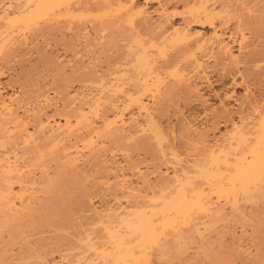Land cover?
Returning a JSON list of instances; mask_svg holds the SVG:
<instances>
[{
    "label": "bare ground",
    "instance_id": "6f19581e",
    "mask_svg": "<svg viewBox=\"0 0 264 264\" xmlns=\"http://www.w3.org/2000/svg\"><path fill=\"white\" fill-rule=\"evenodd\" d=\"M7 1L8 0H6V2ZM139 1H141V2H139ZM213 1L214 0H16V1L14 0V2H16V6L14 5L15 7H13V5H12L13 0L8 1V3H6V5L4 4L3 5L4 7L1 5L3 3L0 1V3H1L0 4V57L2 56V54L5 57H6V55L9 57V55L7 54L9 52L7 50H9V49H6V47H7L8 43L10 42V40H12V38L15 40L14 37L17 36V34L22 35V39H23L22 42L25 45L27 41L30 42L29 37H33V38L36 37L37 38L40 36L41 38L42 37L44 38V36L50 35V33H52V31L54 33V30H57L56 33L61 32L63 30L62 27H64V23H63V26L61 28H59L61 26L60 23H59L60 26H58V24H57L58 27L55 25L57 21L59 22V20H66V21H68V23L70 25H71V23L75 24V22L78 23V25H82L85 22H90V21L93 22V21L99 20L98 21L99 25L96 28H94L95 29L94 34L100 35V36L103 35V38L105 37L104 39H106L107 42L110 40L111 43H113L114 40H116V42L118 41V42H120V44L122 43V45L119 46L121 48H118L117 50L114 51V52H116L114 55H116L118 53V54H120L118 56H121V58L122 57L123 58H122V60L120 58L121 61L117 62V63H119L118 66L121 68H118L119 71H118V69H116V71H115L116 73L119 72L120 74L113 76L114 79L117 80V82L105 83L108 80H106L104 82V80L102 79L103 77L102 78H95L94 77V80L92 82L89 81V83L90 82L94 83L97 88H99V89L101 88L102 91H104V92H105V90H106V92L109 91L108 94L115 92L116 94L118 93L117 94L118 96L121 94V96L123 97V100H122L123 103L118 100L119 102H121L120 106L115 105V103L112 104L113 102L111 103V101L109 103L107 100V102H108L107 105H108L109 109L111 110V112H113V115H111V117L109 119V118H106L108 115H105L108 112L107 111L105 113L103 112V114L106 117H104V119H103V115H102L103 121H100V122L105 123L109 119L106 122V126L104 129V131L106 130L108 133L107 136L109 137V135H110V137L113 139V141L115 140V141H118L120 143V142H123L126 140V143H127L128 138L126 136L128 134H126V132H124L126 134V136H124L123 134H121V132L124 131L123 128L121 127L122 129L116 130V128H118L119 126L116 127L115 129H114V126H116L118 122H120V123H118V125L123 124L122 123V122H124L123 118H125L124 115L127 113V110L129 111V109L131 110V108L136 109V110H134V111H136L135 113L137 114L136 118H138V116L139 117L143 116L142 118L145 119V122L143 120L142 121L144 122V124L146 123L147 127L149 125V126H152L153 129H156L157 127L160 128L159 127L160 125L155 126V123H157L158 121L157 120H156V122L154 121L155 119L158 118V116L156 118V114L152 113V109H150L151 111L149 110V108L147 107L148 105H146L147 102L144 101L145 100L144 98H145V96H148L147 95L148 92L150 95V90H153L154 87L156 89L159 86H161V84L163 83V78H162L163 76L162 75L165 74L167 72V70H169L171 68L173 69V72L171 75L173 79H172V82L168 86H166V88H163L164 90L162 91L163 92L162 94H164L163 97L166 96V97L171 98L175 95L180 94L182 88L183 89L185 88L184 84L188 83V81L186 82V79H185V76H186V78H188L186 75L187 67H191V68H189V70L193 69V70L199 71L201 69V66H202L201 61H200L201 59L198 58V55L204 54L206 52L205 49H207V47H209V46H211V48L214 47L217 50V52H216L217 55H219L221 57L225 56L224 58H226L227 60L234 61V59H235L234 55L235 54L234 55L232 54L231 47L227 43L228 38L224 37L223 34H219L213 30L207 36H205V34L203 36H200L202 34H199V32L197 33L194 31L195 33H193V32H190L188 30V27L191 25H196L199 27H207L209 29L214 28V21H215L214 19L216 18L217 13L223 12V10L218 9L221 11L217 12V10L213 7L214 3H215V2L213 3ZM257 1H259V0H257ZM260 2H261V0H260ZM247 4L248 5L247 6L245 5V6L247 9L248 15L246 17L247 21L244 23L246 24L248 29L253 30L255 27V25H254L255 16L253 15V9H252L253 0H247ZM177 6H181L182 7L181 10L175 9ZM146 8H148L149 10L151 8H153V9H151V11L148 12V10ZM171 8H173V9L169 10ZM221 8H222V6H221ZM222 9L225 10L224 7ZM260 9H261V11H260ZM260 9L258 10V12L259 11L262 12L261 15L263 16V18L261 16V19L264 20V4H263V6H261ZM224 12L226 13V11H224ZM219 14H222V13H219ZM151 15H153L154 17H152ZM154 18H156L155 21H154ZM42 20H43V24L41 26L39 25V27H37V24H39L38 21L42 22ZM179 20H180V22H179ZM69 24H68V26H69ZM92 24H90L91 27L93 26ZM78 25H76V26H78ZM263 25H264V23H263ZM93 27H95V25ZM58 28L62 29V30H58ZM77 29H79V28H77ZM80 29H82V26ZM260 30H264V27H263V29H260ZM82 31H85V32L82 33ZM80 32L82 34L79 36L86 35L87 38L92 37L91 34H89V32L86 31V29H82ZM261 33L263 35L262 34L260 35V32L258 34V35L262 36V39H261L262 40V48L260 49L259 53H261V55L264 56V41H263L264 31H262ZM104 34H106V35L104 36ZM256 34H257V32H256ZM240 38H243V37H240ZM242 40L243 39L238 40V42H240ZM12 44H15V43L12 42ZM12 44H11V46H12ZM7 48H9V47H7ZM108 48L109 47L105 48L103 46L102 50L100 48L99 49L101 50V52L103 54L105 53V55H106L111 50V48H109V49ZM4 50H5V52L7 51V53H4ZM109 54H110V52H109ZM14 55H16V54H14ZM111 55H113V53H111ZM155 56H157V58L159 56L161 57V59L159 58L161 60L159 62V64H156V63H158V62H156L158 60ZM5 57L2 56V59L3 58L5 59ZM126 57L128 59H126ZM154 57L156 58V60ZM6 60L7 59H5L4 61H6ZM183 62L184 63L187 62V64L184 65ZM53 64H56V62ZM57 65H58V63H57ZM81 67H83V66H81ZM57 68H54V69H57ZM127 68L132 69L134 74L131 73V75L135 79V82H134V79L133 78L131 79V76L129 75L130 76V78H129L130 83H132V81L134 82L132 85L130 84L132 86V87H130V90L128 89L129 84L126 82V80L124 78L125 73H126L125 71H127ZM250 68H251V66H250ZM132 71H129V72H132ZM57 72H61V71H57ZM73 72H75V71L73 70ZM73 72H72V74H73ZM190 72H193V71H190ZM79 74L84 75L85 71L81 68V70H79ZM114 74L115 73H112V75H114ZM187 74H189V73H187ZM0 75H1V73H0ZM76 75H78V74H76ZM110 77H111V74H110ZM113 77H111L112 81H113ZM124 80L128 85H126V83H124ZM64 82H65V84L63 85V83H62V87H61L62 94L59 92L60 89L58 90L57 94L58 95L61 94V96L63 95V97H61V96H59V97H61L65 100V101L63 100V103L66 104V106L69 108V107H72V106H70L71 102L69 101L70 96L72 94L69 95V93H68L69 91L68 92L64 91V90H67L66 89V86H67L66 82L67 81L64 80ZM63 88H64V90H63ZM185 89L189 90V91L187 90L188 93L189 92L192 93V91L194 93L196 92L195 86L194 87L192 86L190 88V85H187V87ZM185 89H184V91L187 92ZM154 90H153V92H154ZM39 91H41V90H39ZM184 91L182 90L183 93H184ZM38 93L39 92H37L35 94L36 96L39 97L38 100H41L42 103L43 104L45 103V105H46L47 101H49L51 98L48 100L47 96L43 92H41L39 94ZM52 93H54V92H52ZM0 94H1V91H0ZM116 94H114V95H116ZM75 95H77V94H75ZM100 95H101V93H100ZM50 96L53 97L52 95H50ZM106 96L109 97L108 95H106ZM110 96H111V94H110ZM112 96H113V94H112ZM13 97L12 96H7V97L5 96V98L3 96L0 97V211L2 212L3 215L5 214L9 218L11 217L10 215H13V219H14V215H16V216L18 215V217H20V214L24 213L25 210L28 209V212H29V210H32L33 208L32 209H29V208L33 207V204L35 203V201H37V200H35L36 195H34V191L36 189L33 191L31 190V189H34L33 186L36 187L35 186L36 183L34 180H31L33 178L30 179V177H26V176H29V174H31L30 170H29V174L25 173L24 172L25 171L24 170L25 164L24 165L22 164L23 165L22 166V165L17 163L18 158L16 159V156H19V153L22 151V149L26 148V147H28L29 150L30 149L35 150V149L39 148L40 154H42L45 151V150H43V147H44V149L45 148L49 149V147H50L51 149H49V151H51V152L53 151L52 150L53 147H56V148L58 147L59 151H60L59 153H61L59 155L61 158L60 157L59 158L61 160L63 159L62 161L65 160L63 163L65 165L66 170L64 171V167H61L62 162L60 165V162H59L60 159H58L59 164H57V165H59L61 167V169L63 168L62 169L63 171L61 169H59L61 171V174L64 175V172H65V174H67V172H66L67 170L68 171H70V170L74 171L75 170L74 175H76V171L78 173L82 172V174H83V171H85V170H82V168H80L81 170H78L80 165H81V167L84 166V165L82 166V161L85 160V162H83V163H86V162L88 163V161L85 159L87 157V155H88V158L90 157L89 155H91V156H93V159L96 160V156L99 153L98 152V150H99L98 144L100 142L99 143L97 142V140H99L98 139L99 137H97L96 134L98 133V136H100V133H101V135H102V132H101L102 130L99 131L98 128L100 126H103L102 125L103 123H101V125H98V126L96 124V126H97L96 127L94 125V122H93V120H95V119H91V117L96 118L97 117L96 113H99L98 112L99 108L97 109V107L99 106L98 102H99L100 97L98 98V102L96 100L97 97L95 98V101H92L90 103L88 102V100L87 101L83 100L84 104L82 101L81 105L78 102L76 108L74 107V111L70 110V112H71L70 115H73V113H74V115H73L74 117H72L70 115L65 116L67 114L66 113L67 107L65 106L66 109L65 108L64 109L66 111L65 112L66 114H64L62 117L59 116L60 119H58L57 121L51 120L49 118V116H46V117L42 116V114L40 115V113H38L36 111L38 114L36 113L37 115L35 114V116L31 114L33 123L30 121L31 124H29V125L27 124L26 113H24L26 115V118H25L23 115H20L17 112V110L20 107L19 108L17 107V104H16L17 102L15 103V101H17V100L15 99V96H13ZM38 97H36V98H38ZM113 97H115V96H113ZM166 97H165V99L167 100L168 98H166ZM16 98H20V97H16ZM173 98H175V97H173ZM53 99L55 100V97ZM106 99L107 98H105V101H106ZM108 99L112 100L111 97ZM161 99H162V97H161ZM34 101H35V99H34ZM85 101L88 102V103H86L87 107H84V106H86ZM101 101H102V99H101ZM103 101H104V99H103ZM167 101H169V100H167ZM249 101H251V100H249ZM68 102L70 103V105L68 104ZM253 102H255V100L252 101L251 105H253ZM20 103H22V101ZM48 103H50V102H48ZM52 103H54V102H52ZM255 103L252 106L253 107L251 109L252 111L249 112L250 114L249 115L244 114L246 116L244 118L241 117L242 119L241 118L239 119V121H240V122L238 121L239 123L238 122L234 123L231 121L232 124L230 126V129L228 130L227 134H224L226 136H223L224 137L223 140L225 142L221 141V143H224V144L221 145V143H219L220 144L219 146L215 145V146L203 147L204 153L203 152H201V153L203 154V156H206V158H205L206 161L204 160L205 163L202 161L203 165H200V164L194 165L193 164V166H191V164L189 162L185 163V161H187V160H185L183 162V163H185V165L183 163L180 164L179 163L180 160L178 159V157L176 155L177 152L175 150H173L172 148H171V150H173L176 153L173 154L174 152H170L168 150V154H171V156L175 155L176 157L174 156L175 158L174 157L171 158V156L168 155L169 158H168V160H166L168 157L166 152L163 150H161V151L157 150L158 148L156 147V146H158L159 148H160V146H161V148L163 147L162 142H161L162 145L159 142L160 141L159 137L162 138V136H161V134L163 133L162 128H161L162 130L156 129L158 131H161V132H159V134H157L158 132L156 130L153 131V129L150 128V130H152V132H153V135L155 136V134H156L155 137H152L149 139H144V140L141 138L142 140L139 139L138 141L136 139L137 142L135 144H137V146L135 144H133L134 142L132 143L134 146L133 151L136 149L139 157L142 154V152H143V155H149V157L151 155L153 158H151V157L150 158L152 160L153 159L156 160L155 166L158 163H159L158 165L160 166V163L163 164L166 161L168 162L170 158L174 159V161L177 158L178 159V160L176 159V161H178L177 163H179V165H182V167L180 166L181 168L179 166L178 167L176 166L177 168H179V170L175 169L176 171H173L174 172L173 174L171 172V174H172L171 176H166V173L163 174L162 177L160 175L158 178L161 179V180L159 179L160 180L159 182H161V183H159L157 181L158 179H156L157 182L156 181L155 182L160 184V186L157 185V186H159L158 188L160 189V187H161L160 191H156L157 193L159 192L158 194L157 193L154 194V192H153V194L149 197L148 196H141L142 195L141 192L143 193V190L141 189L142 191L139 192L140 189L138 190L136 187L132 186L133 184H129V185L127 184L128 186L125 184V189H124L123 183H125L124 182L125 179L127 180V178H128V180H129V176L127 177L126 176L127 174L123 175L124 173L119 174L117 172V171L121 170L122 167L119 168L121 165L118 166L119 163L117 164V162H115V163L111 162V164H110V162H108L106 160H101L103 162H105V161L108 162V163L103 164V162H101L99 159V161L101 162V163L99 162L101 164V166L103 164L102 175H103V172H105V176L104 175H103V177L101 176L103 179L100 178V179H102L101 182L104 179H106L104 181V183L106 181L111 182L112 180L116 181V184H118V185L121 183L120 185H123V186H119V187L117 186L118 188L117 187H115V188L118 190L121 187L124 191L121 190V192H120L119 190L116 191V189H114L112 187L111 188L114 189V191L118 192V195L122 196L124 199L127 197L128 198L133 197L134 202L132 201L131 204L129 202V204H130L129 205L128 203H125L126 201H124V199L122 198V200L124 201V202H122L123 203L122 204V203H120L121 197L118 198V195H117V197H116V199L118 198L117 201L119 199L120 200H119V203L117 201H115L116 199L114 200V202L118 203L117 206L113 205L116 208L111 209L113 207L112 205H111V208H109L110 207L109 205H108V207L105 206L106 208H104V209L102 208L103 210L101 211V213H103L104 210H105V213L103 215L97 214L98 217L96 215L95 216H96V219L98 220V221L96 220L97 224L98 225L100 224L101 226L103 225V230H105L104 233H106L107 241H106V239H104V238L103 239H104V241H106L109 244V245H106L108 247H105L104 241L102 242L103 244L102 243L96 244L95 241H94L95 243L92 242L90 240V238L88 237V235H86L87 234L86 233L81 238L82 239L81 243L83 242L82 244L80 243V245H79L82 247L81 249L84 248L83 244L85 245V243H86L85 247L88 250H86L84 248L85 249L84 251H86V252L88 251V253H89V251H92V254L93 253H94V255L96 254L94 257H97V258L100 257L101 258L100 260H101L102 264H139L141 260H146V259H147L146 261L148 262V260H149L148 258L152 255V254H150L151 251L149 252V249H150V247L152 249L153 248L152 246H154V244L156 245V241L160 238V236L161 237L163 236L166 238V236L168 237L170 235L171 239H172V237L178 236V238L181 239L183 237L181 235L182 229H186L188 232L202 236V233L207 228L205 226H201V225H203L204 223L206 224L207 221L205 222L203 220V222H196V220L199 218L200 219L206 218V220H209V224H211L212 221L213 222L215 221V223H216L217 220H215V218H216V216H220L219 211L221 210V208H218V205L217 206L215 205L217 208L214 206V202L215 201L217 202L218 199H220V200L222 199L223 202L226 201L223 204L228 202L229 204L228 203L227 204L229 205V208L231 207L230 208L231 213L234 216L235 215L238 216V218L244 217V214H241V212L239 211V208L241 207V206L239 207V204L242 201L245 202L246 199H248L247 201L250 200V202L252 199H253V201L254 200L257 201V199H259V197H260V199H262V201L264 202V105L261 106V104H260L261 107L260 106L258 107V105ZM15 104H16V106H15ZM105 105H106V103H105ZM154 105H156V104H154ZM16 107L18 108L17 110H16ZM33 107H34V105H33ZM100 108L102 109L101 106H100ZM152 108H153V106H152ZM158 109H160V108H158ZM31 111L32 110H30V112ZM101 111H100V113H102ZM161 111H163V109ZM155 112H158V111H155ZM251 112H253V113H251ZM60 114H63V112H61ZM251 114L254 115L255 118H254V116H252V118H253L252 119ZM69 116L73 119L71 120ZM133 117H135V116L133 115ZM28 118H30V116ZM135 119L130 118V120L133 122V124H134ZM126 120H129V119L127 118ZM137 122H139V121H137ZM92 123H93V125H92ZM124 123H126V121ZM139 123L141 124V122H139ZM136 125H138V124H136ZM156 125H158V124H156ZM128 126L130 127L129 124H128ZM142 126H144V125H142ZM188 126L186 128H188ZM28 127H30V128H28ZM131 127H132V125H131ZM144 127H146V126H144ZM144 127H140V125H139L138 128H140L141 132L138 131V128H137V131L139 133H137L136 136L139 137L140 133L142 134V133H144V131L148 130V128L145 130ZM100 128L103 129V127H100ZM124 128H125V126H124ZM132 128H135L134 125ZM182 129H183V126H182ZM95 130H97L98 132L97 131L95 132ZM128 131H130V129ZM155 131H156V133H155ZM182 131H184V129ZM82 132H85V133H82ZM132 132H133V130H132ZM132 132L130 131V133H132ZM133 134L135 136V133H133ZM103 135H104V133H103ZM201 135H203V134H201ZM134 136L132 135L131 137H134ZM149 137H151V136L149 135ZM134 138H136V137H134ZM134 138H132V139H134ZM143 138H145V136ZM163 138H164V136H163ZM107 139H109V138H107ZM151 139H153L154 142L156 141L159 143L157 145V143L155 142L156 143L154 146L155 148H153V146H152V145H154V142L152 143L153 140L151 141ZM109 140H111V139H109ZM109 140H108V142H109ZM163 140H165V139H162V141ZM197 141H198V139H197ZM203 141L204 140L201 139L199 141V143L201 142V144H202ZM30 143H32V144H30ZM103 143H104V141H103ZM103 143L101 142V145ZM132 144H131V146H132ZM21 145H22V147H21ZM167 145H170V144H167ZM99 146H100V144H99ZM128 146H130V145H128ZM194 146H196V145H194ZM17 148H18V150L20 148H22L19 150L20 152L18 151L19 152L18 154L16 152ZM41 148H42V152H41ZM26 149L23 150L22 153H24V151L27 153L28 150H26ZM55 149H54V151H55ZM57 149L55 152L58 153ZM100 149H102V147ZM167 149H169V148H167ZM106 150H107V148H106ZM136 150H135V152H136ZM83 151H87L88 154L86 153L87 155L84 156L85 155V153H84L83 158H81ZM46 152H48V151H46ZM111 152H110V154H111ZM38 153H39V150L37 152V155H38ZM57 153H56V155H57ZM32 154H34V153L32 152ZM45 154H42V155H45ZM47 154H49V152ZM100 154H99V156H100ZM133 154H135V153H133ZM42 155H40V156L42 157ZM49 155H51V154H49ZM56 155L54 154V156H56ZM45 156H47V155H45ZM21 157H23V156L21 155ZM139 157H138L139 162L133 161V163H131L132 161L130 160L131 169L138 174L141 173L139 163L140 162L142 163V161H143V158H141L142 156L140 157L142 159V161L140 160ZM35 158H37V157L35 156ZM57 158H58V156H56V159ZM98 158H101V157L97 156V160L95 161L97 163H98ZM103 158H104V156H103ZM38 159L40 160V157ZM81 159H82V161H81ZM19 160H20V157H19ZM42 160H44V159H42ZM49 160H51V161L54 160V163H55L54 157H53V159H48V162H49ZM91 160H92V158H90V161ZM164 160H165V162H163ZM36 161L38 162L37 159H36ZM181 161H183V160L181 159ZM44 162L45 161H43V163ZM48 162H46V164H43V165H45V167L46 166L48 167V165H47ZM126 162H127L126 165H128L129 161H126ZM143 162H145V160ZM169 162L166 163L165 166H168V164L170 165L173 163V162H171V163H169ZM190 162L192 163V161H190ZM193 162H195V161H193ZM99 163L97 164L98 166H99ZM196 163H198V162H196ZM27 164H28V162H27ZM30 164H31V162H30ZM143 164H145V163H143ZM143 164H142V166H145ZM147 164H148V162H147ZM147 164H146V166H147ZM150 164L152 165V163H150ZM173 164L170 167H172ZM186 164H188L189 166ZM39 165H40V162H39ZM175 165H178V164H175ZM140 166H141V164H140ZM146 166H145V168H146ZM155 166H153V167H155ZM157 166H156V168L159 167V166L158 167ZM40 168H42V167H40ZM95 168L97 169L98 167L96 166ZM84 169H86V167H84ZM99 169L101 170V167H99ZM128 169H129V167H128ZM43 170H45V172H46V169H43ZM42 171H40V172H42ZM86 171L88 173L89 170H86ZM26 172H28V170ZM31 172H32V170H31ZM160 172L161 171L159 170V174H160ZM53 174H54V172H53ZM99 174H101V172ZM133 174L135 175V173H133ZM40 175H41L40 177H42V174H40ZM71 175H72V173H71ZM78 175H81V174H78ZM86 175L87 174H85L84 177H86ZM56 176H57V174H56ZM31 177H33V174ZM46 178H47V173H46ZM78 178H79V176H78ZM36 179H37V176H36ZM145 179H147V178L141 177L142 183H146ZM197 179L200 180V183ZM196 180L198 181V183ZM127 181H126V183H127ZM13 182L18 183V185L15 184V185H17V190H18L17 192L14 191L15 189L13 188ZM50 182L49 183L52 184V187H53V179ZM98 182H100V181H98ZM50 184H48L49 187L51 186ZM102 184H103V182H102ZM105 184H107V183H105ZM148 184H149V182H147V187H149ZM105 187H106V185H105ZM152 188H153V186H152ZM152 188L149 187V190L150 189L152 190ZM155 188L156 187H154V190H155ZM100 189H101V187H100ZM112 189H111V192H112ZM49 190L50 189H47V192ZM107 191H108V189H107ZM36 192H37V190L35 191V194H36ZM39 192H41V190ZM119 192L121 194H119ZM44 193H45V190H44ZM147 193H149V192H147ZM150 193H152V192H150ZM145 194H146V192H145ZM85 195H86V193H85ZM210 195L212 197L214 195L217 198V200L213 199L214 200L213 201L211 199ZM257 195H259L258 198H257ZM115 196H116V194H114V198H115ZM254 198H257V199H254ZM36 199H38V198H36ZM86 199H85L87 201L86 203H88V201L89 202L91 201V200H88L89 198H86ZM223 199H225V200H223ZM15 200H17V203L15 202ZM262 201H260V202H262ZM263 202H262V204H263ZM77 206H79V205H77ZM260 207H261V205H260ZM262 209H263V206H262ZM91 211H93V210H91ZM260 211H261V209H260ZM28 212H25L27 214V218H28V215L30 214V213L28 214ZM30 212H32V211H30ZM25 213H24V216L26 215ZM216 214H218V215H216ZM248 214H250V213H247V216H248ZM3 215L0 218L4 217L7 219V217H5V215L4 216ZM253 215H256V214H253ZM16 216H15V218H16ZM21 216L23 217V214ZM225 216H227V215H225ZM229 216L231 217V215H229ZM27 218L25 217L24 220H26ZM92 218L94 219V217H92ZM213 218H214V220L211 221V219H213ZM217 218H219V217H217ZM233 218H235V217H233ZM244 218H246V217H244ZM249 218H250V215H249ZM10 219H8V220L10 221ZM241 219L243 220V218H240L237 220H241ZM3 220H5V219H3ZM8 220H7V222H9ZM20 220L22 221V219H20ZM20 220L17 219V222ZM12 221H11V223H12ZM21 221L19 223H21ZM0 222H1V220H0ZM93 222H95V221H93ZM2 223H3V221H2ZM4 223H5V221H4ZM13 223L15 224L14 221H13ZM80 223H79V225H80ZM209 224H208V226L210 227ZM0 225L2 226V224H0ZM15 225H17V224H15ZM100 225H99V227H100ZM7 227L10 230V227L9 226H7ZM80 227H81V225H80ZM77 229H79V228H77ZM257 229H258V227H257ZM3 230L6 231L7 228L3 229ZM3 230H2V232H3ZM99 230H100V228H99ZM103 230H102V232H103ZM167 230H170L169 235H167L168 234ZM85 231H87V230L85 229ZM6 233H8V231ZM1 234H3V233H1ZM90 235H92V234L90 233ZM10 236H11V234H10ZM80 236H82V234L78 236L79 238H76L77 236L75 238L80 241ZM95 236L96 235H94V237ZM216 236H217V234H216ZM1 237H2V235H1ZM219 237H220V235H219ZM8 238H9V236H8ZM75 238H74V240H75ZM165 238H163V239H165ZM103 239H101V240H103ZM187 239H188V236H187ZM18 240H20V239H18ZM174 240H176V237L174 238ZM26 241L28 243H25ZM26 241L24 242L25 245L30 243L29 240H26ZM159 241L157 242L156 246H158ZM20 242H23V241H20ZM73 243H74V241H73ZM165 243H167V242H165ZM260 243L264 244V238L260 239ZM0 245L3 246L2 244H0ZM160 245L158 248H161V250L160 249L159 250L162 251L164 254V251H166L164 249L166 247L163 248L164 251L162 250V247L166 246V245H163V246H160ZM4 246L2 247V251H3V248H5L4 250L7 253L9 250L7 251L6 247H4ZM6 246L8 247L10 245L8 244ZM27 246L28 245H26L25 247H27ZM29 246H30V244H29ZM45 246H47V245H45ZM209 246L210 245L205 244V241H203L201 239L200 245L198 247V251L196 252L194 257L190 258V260L191 261L195 260L197 258V256L200 254H201V256L203 255L205 259L209 258L210 253H211V251H210L211 247H209ZM228 247H230V246L228 245ZM237 247H236V249H237ZM10 248H13V247H10ZM189 248H190V246H189ZM232 248H231V250L233 251L234 249H232ZM17 249H18V247H17ZM25 249L27 250V248H25ZM32 249H35L34 246ZM31 250L29 251L30 253H31ZM154 250H155V248H154ZM156 250H158V249L156 248ZM159 250H158V252H160ZM168 250H169V248H168ZM231 250L229 249V251H227L228 252L227 253V261L225 260L224 262H221V263L217 262V264H236V262H238V264H262V262H264L263 258L258 255V251H257L258 249L256 250L257 254L255 252V254L250 255V257H243V255H245V251H246L244 249H243L244 252L242 251L244 254L241 251H239L240 248H239V250L238 249L236 250V252L237 251H239V252H237V253L233 252L234 254L231 253ZM5 251H3V255H4ZM38 251L42 253L43 250L40 251V249H39V250H37V252ZM79 251L81 252L83 250H79ZM79 251H78V254H80L81 257L84 256L83 254H85L87 257V253L81 252V253H83V254H81ZM9 252H11V250ZM183 252H184V250L181 251V253H183ZM22 253H23V251H22ZM28 253L27 254L25 253V255L28 256L29 255ZM67 253H69V251ZM151 253H153V252H151ZM7 254H10V253H7ZM34 254H33V256H36ZM78 254H77V257L80 256V255L78 256ZM97 254H99V256ZM148 254H149V256H147ZM25 255H23V256H25ZM43 255L40 254L41 257L45 256V255L44 256ZM89 255L91 256V254H89ZM89 255H88V257H89ZM10 256L12 258L15 257L17 259L18 257H16V256H19V255L14 256V253H13V256L10 254L9 256L7 255V256H5V257L3 256V257L9 258ZM33 256H31V257H33ZM46 256H47V254H46ZM64 256H62V257H64ZM67 256H68V254L66 255V257ZM72 256H74V254ZM72 256L70 254L71 260L66 261V263L72 261ZM41 257L39 259L42 260ZM77 257L74 256L76 261L73 259L75 261V263H77V264H92V261H90V260L93 258H91V257H89V260H87L88 262L85 261L88 258H86V259L83 258L85 262H82L81 261L82 259L81 260H80V258L76 259ZM36 258H37V256H36ZM36 258H35V260H36ZM14 259L10 258V261H12L11 264H13ZM26 259H27V257H26ZM43 259L45 260V258H43ZM67 259H69V258H67ZM220 259L222 261V258H220ZM17 260H19V258ZM37 260H38V258H37ZM49 260L45 263L43 262V260L40 262H43V264H56V263H54V261L50 262ZM95 260H97V259H95ZM21 262H23V261H21ZM150 262H151V260H150ZM99 263H96V264H99ZM17 264H18V262H17ZM67 264H69V263H67Z\"/></svg>",
    "mask_w": 264,
    "mask_h": 264
},
{
    "label": "rangeland",
    "instance_id": "374dc122",
    "mask_svg": "<svg viewBox=\"0 0 264 264\" xmlns=\"http://www.w3.org/2000/svg\"><path fill=\"white\" fill-rule=\"evenodd\" d=\"M0 1L3 3V4L0 3L3 6L4 4L6 5V3H8V1H11V0H8L7 2H6V0H0ZM139 2H141V1H139ZM213 3H214L213 7L217 10V12L223 10V12H219L222 14L217 13L216 18L214 19L215 20L214 21V28L209 29L207 27H199L196 25H191L188 27V30L190 32H193V33L199 32V34H202L200 36H203L204 34H205V36H207L213 30L219 34H223L224 37L228 38L227 43L231 47L232 54L233 55L235 54L234 55L235 59H236V60L234 59L235 62L231 61V60L230 61L227 60L226 58H224L225 56L221 57V56L217 55V53H216L217 50L214 47L211 48V46H209V47H207V49H205L206 52L204 54L198 55V58L201 59L200 61H201V65H202L201 69L199 71L193 70V69L189 70V68H191V67H187L186 75L188 78H186V76H185V79H186V82L188 81V83L187 84L185 83L186 85L184 84V86H185V88L187 87V85H190V88L192 86L193 87L195 86L196 87L195 93L193 91H192V93L191 92L188 93L189 90L184 88L186 91L188 90L187 92H185L184 89L182 88L184 93L181 90L182 93L180 92V94L173 96L175 98H173V97L169 98V97L165 96L166 98H168L167 100H169V101H167L165 99V97H163V95H164V94H162L163 93L162 91L164 90L163 88H166V86H168L172 82V79H173L171 76L173 69L171 68V69L167 70V72L165 74L162 75L163 77L161 76L163 78V83L161 84V86L158 85L159 87L157 86L158 88H156V89L154 87L155 90L152 88L154 90V92H153V90H150V95L148 92V94H147L148 96H145V98H144L145 99L144 101L147 102L146 105H148L147 107L149 108V110L152 109V113L156 114V118L158 116V118L155 119L154 121L155 122H156V120L158 121L157 123H155V126L160 125L159 126L160 128L157 127L156 129H159V130L163 129L162 130L163 133L162 134L160 133L162 138L159 137L160 138L159 142H160V144L162 142L163 145L162 144L161 145L163 147L161 148V146H160V148H159L158 146H156L158 148V149L157 148L156 149L160 150V151L161 150L165 151L167 156L168 155L171 156V154H168V150L170 152H174L173 150H175L177 152L176 155H177L178 159L180 160L179 163L182 164L185 160H187V161H185V163L189 162L191 164V166H193V164L194 165H199V164L203 165L202 161L204 162V160L206 158V156H203V154L201 153V152H203V147L215 146V145L219 146L220 145L219 143H221V141L225 142L223 140V138H224L223 136H226L224 134H227L228 130L230 129L232 122L236 123L239 121V119L241 117L244 118L246 115H249L250 114L249 112L252 111L251 109L253 108L252 106L254 105L255 102H256L255 104H257L258 107L260 106V104H261V106L264 105V62H263L264 56L261 55V53H259L260 49L262 48V40H261L262 36H260V35L262 34L261 32L264 31V30H260V29H263V27H264V25H263L264 20L261 19L262 12H260L261 11L260 8H261V6H263L264 0L263 1L261 0V2H260V0L259 1L253 0L252 9H253V15L255 16V19H254L255 20L254 21V25H255L254 29L255 30L254 29L253 30L248 29L246 24L244 23L247 21L246 17L248 15L247 9H246V6L248 5L247 0L246 1L245 0H214ZM12 5H13V7L16 6V2H14V0L12 2ZM221 6H222V8L224 7L225 10L222 9ZM181 8H182L181 6H177L175 9L181 10ZM146 9L148 10V12H150L151 9H153V8H151L150 10L148 8H146ZM172 9L173 8H171L169 10H172ZM218 9H221V10H218ZM259 9H260V11L258 12ZM224 11H226V13ZM151 16L154 17L153 15H151ZM262 18H263V16H262ZM155 20H156V18H154V21ZM98 21L96 20L93 22L92 21L85 22L82 25H78V23H76V22H75V24L70 22L71 23V25H70L68 23V21H66V20H59V22L57 21L55 24L56 26H57V24H58V26H60V24H61V26L59 28H61L63 26V23H64V27H62L63 30L58 28V30H62L59 33L58 32L56 33L57 30H54V33L52 31V33H50V35L44 36V38L43 37L41 38L40 36L37 38L36 37H34V38L29 37L30 42L27 41L25 45L22 42L23 39H22L21 34H17V36L14 37L16 41L13 38H12L13 41L12 40H10V42L8 41L9 43H8L7 47H9V48L6 47V49H9L7 51H9L10 53L9 52L7 53V51L5 52V50H4V53H7L9 55V57L6 55V57H7L6 58L2 54V56L5 57V59H7L6 61H4L5 60L4 58H3L4 60L2 59V56L0 57L2 59V60L0 59V73H1V75H0V91H1L0 97L3 96L5 98V96L6 97L7 96H12V97L15 96V99L17 100V101H15V103L17 102L16 104H17L18 108L20 107L19 109L16 107V110L18 109L17 112L20 115H23L25 118L27 115L26 120H27L28 125L31 124L30 121L32 122L31 114L35 116V114L38 112V113H40V115L42 114V116H45V117L49 116V118L51 120L57 121L58 119H60V117H62L66 113L67 114L65 116L70 115L71 114L70 110L74 111V107L76 108L78 102L80 103V105H81V102L83 100H86V101L88 100V102L90 103L92 101H95L96 97H97L96 100L98 102V98L100 97L99 102H98L99 106L97 107V109L99 108L98 109L99 111L97 110L99 113H96L97 114L96 118L91 117V119H95V120H93L94 125L96 126V124H97V126H98V125H101V123H103L100 121H103L104 117H106L105 115H108L106 118H109V119H110L111 115H113V112H111V110L109 109V107L107 105L108 102L110 103V101H111V103L113 102L112 104L115 103V105H118V106L121 105V102L123 100V97L121 96V94L119 96L117 95L118 93L116 94L115 92L108 94L109 91L106 92V90H105V92H104V91H102L101 88L100 89L97 88L94 83H91L94 80V77L95 78H102L103 77L102 79L104 80V82L106 80H108L105 83L117 82V80L114 79L113 76L120 74L119 72L116 73L115 71H116V69L121 68L118 66L119 63H117V62L121 61L123 58V57L121 58V56H118V55H120L118 53L116 55H114L116 53L114 51L117 50L118 48H121L119 46L122 45V43L120 44V42H118V41L116 42V40H114L113 43H111L110 40L107 42V40L104 39L105 37L103 38V35L100 36V35L94 34L95 33L94 28H96L99 25ZM38 22H39V24H37V27H39V25L41 26L43 24V20H42V22H40V21H38ZM179 22H180V20H179ZM67 23L69 24V26ZM90 24H92L93 26L95 25V27H93V26L91 27ZM76 25H78V26H76ZM81 26H82V29H86V31L89 32V34H91L92 37L87 38L86 35H82L83 37L79 36L83 32H85V31H82V33L80 32L82 30V29H80ZM77 28H79V29H77ZM256 32H257V34H256ZM259 32H260V35H258ZM105 35L106 34H104V36ZM240 37H243V38H240ZM241 39H243L242 41H240L242 44L240 42H238V40H241ZM263 41H264V39H263ZM12 42L15 44H12ZM10 43L12 44V46L13 45L14 46L12 47ZM103 46L105 48L106 47L111 48V50L109 51L110 54L108 52V54L105 55V53L103 54L101 52ZM111 53H113V55H111ZM14 54H16V55H14ZM155 57L157 58V56H155ZM120 58H121V60H120ZM156 58H155V60H156ZM159 58L161 59V57L159 56L157 58L158 61H156L158 63H156V64H159V62L161 61ZM126 59H128V58L126 57ZM55 62H56V64H53ZM57 63H58V65H57ZM183 64L186 65L187 62H185V63L183 62ZM81 66H83V67H81ZM250 66H251V68H250ZM54 68H57L58 70L54 69ZM81 68L85 71L86 75L85 74L84 75L79 74V70H81ZM128 68H127V71H125L127 74L125 73V77L124 76L123 77L125 78L126 82L129 84L128 85L124 80V83H126V85L129 86L128 89L130 90V87H132L131 85L135 82V79L131 75V73L134 74V72L132 71L131 68L130 69H128ZM73 70L75 72H73ZM128 70L132 71V72H129ZM57 71H61V72H57ZM118 71H119V69H118ZM190 71H193V72H190ZM72 72H73V74H72ZM109 73L111 74V77H113V81H112V78L110 77ZM112 73H115V74L112 75ZM187 73H189V74H187ZM76 74H78V75H76ZM129 75L131 76V79L132 78L134 79V82L131 80L132 83H130V79H129L130 76ZM64 80L67 81L66 82L67 86L65 85L67 90H64V88H63V90L67 91V92L69 91L68 92L69 95L72 94L70 96V100H69L71 102V105L68 102V104L70 106H72V107H69L70 109L66 106V104L63 103L64 99L61 98V97H63V95L61 96V94H62L61 87H62V83H63V85L65 84ZM89 81H91L90 82L91 84L89 83ZM34 89L39 93L43 92L47 96L48 100L51 98L50 100L54 103H52L49 100V101H47V103L48 102H50V103H48V104L46 103V105H45V103L43 104L41 100H38L39 97L35 95L37 92ZM59 89H60L59 92L61 94L58 95L57 92ZM39 90H41V91H39ZM52 92H54V93H52ZM100 93H101V95H100ZM75 94H77V95H75ZM110 94H111V96H110ZM112 94L115 97H113ZM114 94H116V95H114ZM50 95H52L53 97H51ZM106 95H108L109 97H107ZM59 96H61V97H59ZM16 97H20V98H16ZM36 97H38V98H36ZM54 97H55V100L53 99ZM110 97L112 100L108 99ZM161 97H162V99H161ZM105 98H107L106 101H105ZM34 99H35V101H34ZM101 99H102V101H101ZM103 99H104V101H103ZM20 100L22 101L23 104L20 103L21 102ZM107 100H108V102H107ZM118 100L121 102H119ZM249 100H251V101H249ZM253 100H255V102H253V105H251ZM86 101H85V105H86V103H88ZM105 103H106V105H105ZM16 104H15V106H16ZM83 104H84V101H83ZM154 104H156V105H154ZM33 105H34V107H33ZM65 106L67 107V109ZM100 106L102 107L103 110L100 108ZM152 106H153V108H152ZM84 107H87V105ZM64 108L66 109L67 112L65 111ZM158 108H160L161 110L163 109V111H161ZM30 110H32L33 112L32 111L30 112ZM134 110H136V109L131 108V110L130 109H129V111L127 110V113L124 115L125 118H123V121L124 122L126 121V123L128 122L127 124L122 122L123 123L122 125L121 124L118 125V123H120V122H118L117 125L115 124L116 126H114V129L118 126L120 127V128L119 127L116 128V130H120L123 128V130H124V131H122L123 133L121 131L120 132L124 136H126V134L129 135V136L128 135L126 136L128 138L127 139L128 144L126 143V140L123 142H120V143L118 141H115V140H114L115 141L114 142L113 139L110 137V135H109V137L107 136L108 133L106 130L104 131V129L106 126V122L109 119L105 123L102 124L103 126H100V127H103V129L100 127L98 128L99 131L102 130L101 131L102 135L99 132L101 137L98 136V133L96 134L97 137H99L98 139L100 140V141L97 140L98 143L100 142L99 143L100 146L98 144V149H99L98 152L99 153L97 152L98 153L97 156L101 157V158H98V163L101 160H106V161L110 162V164H111V162L112 163L117 162V164L119 163L118 166L121 165L119 168L122 167L121 170L123 172L121 170H120L121 172L120 171H117V172L119 174L124 173L123 175L127 174L126 175L127 177L129 176V180L127 178V180L129 182L126 179L124 181L125 183L122 182L124 184V186L120 185L121 183L119 185L116 184V181H113V180H112L113 182L112 181L110 182L109 180H108L109 182L106 181L105 183L110 184V185L109 184L107 185L104 183V181L106 179H104L102 181L104 184L103 185L101 180L103 179L102 178L103 175L105 176V172H103V175H102V171H103L102 166H103V164L108 163V162L101 161V162H103L102 166L100 164L101 162L99 163V166H98L97 165L98 163L95 162L97 160V156H96V160L93 159V156H91V155H89L90 157L88 158V155H87L88 152L87 151H83L81 158H83V155L85 153L84 156L87 155V157L85 159L88 161V163L90 165L87 162L83 163V162H85V160L82 161V159H81L82 166L83 165L84 166L81 167V165H80L79 169L78 168L77 169L81 170L80 168H82V170H85V171L89 170L88 173H87V171L86 172L83 171V174H82V172L78 173L76 171V175H74L75 170L74 171L72 170L73 172L71 170H70L71 172L67 170L66 171L67 174H65V172H64V175H65L64 176L63 174H61V171L59 169H61V167H64V171L66 170L65 165L63 163L65 160L62 161L63 159L62 160L60 159L61 157L59 155L61 153H59L60 151H59L58 147H57L58 149L56 147H53L52 150L54 151V149L56 148L59 154L57 152H55L56 149L54 152L53 151L51 152V151H49V149H51L50 147H49V149L48 148L44 149V147H43V150H45V151L42 154L46 153L45 155H47V156L40 154L39 148L35 149V150H31V149L29 150L28 147H26L27 149L26 148H23V149L20 148V149H22V151L25 149L28 150V152L30 151L29 153L28 152L26 153L25 151H24V153H22V151L21 152L19 151L20 149L19 150H18V148L16 149L17 154L20 152L19 156H16V159L18 158L17 163L20 165L25 164V167H24L25 171L24 172L29 174V170H30V173H31V174H29V176H26V177H30V179L33 178L31 180H34L35 183L37 184L36 185L34 183L36 187L33 186L34 189H31V190L32 191L35 189L37 190L36 194H35L36 190L34 191V195H36V198H38V199L35 198V200H37V201H35V203L33 204V207L29 208V209L33 208L34 210L33 209L29 210V212H28V209L25 210V212H28V214L30 213L28 215L29 219L27 218V214L25 212H24L26 214L25 216H24V213H22L23 217L21 216L22 214H20V217H18V215L17 216L14 215V219H13V215H10L11 216L10 217L11 219H10L9 217H7L4 214L5 217H7V219L4 217L0 218V220H1L0 224H2V226L0 225V227L2 228V229L0 228V234L3 233V234H1L2 237L0 235V244H2L3 246L5 244L6 245L9 244L10 246H8V247L6 245L4 246V247H6L7 251L11 250V252L8 251L7 253H10L12 256H13V253H14V256L19 255V256H16L19 258V260H17L18 258L16 259L14 257L15 258L14 259L11 256L9 258L8 257L4 258L7 255L9 256L10 254H7L6 251L4 250L5 248H3V251H5L4 255H3V251H2L3 246L0 245V264H11L12 261H10V258L14 259L13 264H15V263L17 264V262H18V264L19 263L20 264H38V263L43 264V262L45 263L49 259H50L49 260L50 262L54 261V263H56V264H67V263L77 264V263H75L76 260H75L74 256L77 257L79 250H83L81 252L87 253V257L85 254H83L79 251L84 256L81 257V255L78 254V256L79 255L80 256L77 257L76 259L80 258V260L82 259L81 260L82 262H85V261L88 262L87 260H89V257H91V258H93V259L90 258L91 259L90 261H92V264H96L99 262H100L99 264H102V262L100 260L101 258L98 257L99 258L98 259L97 257H94L96 254L95 255H94V253L92 254V251H89V253H88V251L87 252L84 251L85 249L88 250L85 247L86 243H85V245L83 244V247L85 249L84 248L81 249L82 247L79 245L82 241L81 238L86 233H87L86 235H88L90 240L92 242L95 241L96 244H100L104 241V239H106V233H104L105 230H103V225L101 226L99 224L100 225V227H99V225L97 224L98 220L96 219L97 214L103 215L105 213V210L103 213H101V211L104 208H106L105 206L108 207V205H109L110 206L109 208H111V205L117 206V204L119 203V200H120L119 199L117 201V199L120 197H121L120 203L126 201L125 203L129 204V202H130V204H131L132 201L134 202L133 197L132 198L127 197L124 199L122 196L118 195V192H116V191L119 190L121 192V190H123V189L120 187V189L117 190L115 187L123 186V188L125 189V184L126 185L127 184L128 185L133 184L132 186L136 187L138 190L140 189L139 192L143 190V193L141 192L142 195L140 194L141 196H148L149 197L153 194V192H154V194H156L157 193L156 191H160L161 187H160V189L158 188L160 186L159 183H161V182H159L161 179L158 178L160 175L162 177V175L166 173V176H171L174 173L173 171H176L177 169L179 170V168H177L178 166L182 167V165H179V163H177L178 162V161H176L177 158L175 159L176 162L174 161V159H171L175 155L171 156V158L169 159V161L171 160L170 162L168 161L169 163L175 162L174 164L172 163L174 167L173 166L170 167L172 164H170V165L168 164V166H165V164L168 162L167 161L165 162V160H164L163 161V162H165V163H163L164 165L162 163H160V166H159L158 165L159 163L157 162L158 163L157 165L160 168L157 165L156 166L158 168H156V166H155L156 160H154V159L152 160L151 158H153V157L151 155H150V157H151L150 158L149 155H143V152H142L140 157L142 156L141 158H143V161L145 160V162H143L142 159L138 156L137 150L135 149L136 152H135V150L133 151V149H134L133 144H135L139 139L142 138L144 140V139H149V138L156 136V134L154 136L152 130H150V128H152V126L148 125V127H147L146 123L144 124L145 119L142 118L143 116H140V117L138 116L139 119L136 118L137 114L135 113L136 111H134ZM100 111L102 113H100ZM106 111L108 113H106L104 115L103 112L105 113ZM155 111H158V112H155ZM61 112H63V114H60ZM24 113H26V115ZM251 113H253V112H251ZM244 114H246V115H244ZM73 115H74V113H73ZM73 115H70V116L74 117ZM102 115H103V119H102ZM133 115L135 117H133ZM29 116H30V118H28ZM252 116H254V115L251 114V118H252ZM127 118L129 120H126ZM130 118H134V119L136 118L134 121V124L130 120ZM254 118H255V116H254ZM70 119L72 120L73 118L70 117ZM137 121L141 122V124ZM135 123L138 125H136ZM128 124L130 125V127H131V125H132V127L134 125L135 128H132V127L130 128L128 126ZM156 124H158V125H156ZM92 125H93V123H92ZM139 125H140V127L146 126L144 128H145V130L148 128V130L144 131V133H142V134L140 133V136L138 137L136 135H137V133H139L138 131H140V128H138ZM142 125H144V126H142ZM124 126H125V128H124ZM182 126H183V129L185 132L182 131L183 130ZM187 126H188V128H186ZM28 128H30V127H28ZM137 128H138V131H137ZM125 129L127 131L130 129L131 132L133 130V132L132 133H130V131L127 132ZM156 129H153V131ZM96 131L97 130H95V132ZM156 131L158 132L157 134H159V132H161L158 130H156ZM156 131H155V133H156ZM124 132H126V134ZM82 133H85V132H82ZM103 133H104V135L105 134L106 135L104 136ZM133 133H135V136ZM201 134H203V135H201ZM132 135L136 138L131 137ZM149 135L151 137H149ZM144 136H145V138H143ZM163 136H164V138H163ZM106 137L111 139V140L107 139ZM132 138H134V139H132ZM200 138L204 140L202 142V144L204 146L201 144V142L199 143V141L201 140ZM136 139H137V141H136ZM153 139H151V141ZM162 139H165V140L162 141ZM197 139H198V141H197ZM108 140H109V142L110 141L111 142L109 143ZM103 141H104V143H103ZM101 142L103 143L102 145H101ZM153 142H154V140L152 141V143ZM155 142H154V145H152L153 148H155L154 146L156 143H157V145L159 144L158 142H156V143ZM30 144H32V143H30ZM131 144H132V146H131ZM167 144H170V145H167ZM222 144H224V143H221V145ZM128 145H130V146H128ZM135 145L137 146V144H135ZM194 145H196V146H194ZM21 147H22V145H21ZM101 147H102V149H100ZM106 148H107V150H106ZM167 148H169V149H167ZM171 148L173 150H171ZM38 150H39V153L37 155ZM46 151H48L49 154H51V155L47 154L48 152H46ZM32 152L34 154H32ZM41 152H42V148H41ZM110 152H111V154H110ZM176 152H174L173 154H175ZM56 153H57V155H56ZM133 153H135V154H133ZM54 154L56 156H58L57 159H56V156H54ZM99 154H100V156H99ZM21 155L23 157L24 156L25 157L23 158V157H21ZM40 155H42V157ZM35 156L37 158H35ZM103 156H104V158H103ZM19 157H20V160H19ZM39 157H40V160L38 159ZM53 157L55 158V163H54V160H52V161L49 160V162H48V159H53ZM138 157L142 161V163L141 162L139 163L140 171L142 174L141 173L138 174L131 169L130 160L132 161L131 163H133V161L139 162ZM90 158H92L93 161L92 160L90 161ZM168 158H169V156L167 157L166 160H168ZM180 158L183 161H181ZM36 159L38 160V162L36 161ZM42 159H44V160H42ZM58 159H60V161ZM99 159H100V161H99ZM43 161H45V162L43 163ZM58 161L60 162V165L62 162L61 167L59 165H57V164H59ZM126 161H129L128 165H126L127 164ZM190 161H192V163ZM193 161H195V162H193ZM27 162H28V164H27ZM30 162H31V164H30ZM39 162H40L41 166L39 165ZM46 162H48L47 163L48 167L47 166L45 167V165H43V164H46ZM147 162L149 165L147 164ZM196 162H198V163H196ZM143 163H145V164H143ZM150 163H152V165ZM185 163H183V164L185 165ZM140 164H141V166H140ZM142 164L145 166L147 164L146 168H145V166H142ZM175 164H178V165H175ZM188 164H186V165H188ZM94 166L95 167L97 166L98 168L96 169ZM153 166H155V167H153ZM40 167H42V168H40ZM84 167H86V169H84ZM99 167H101V170L99 169ZM128 167H129V169H128ZM43 169H46V172ZM27 170H28V172H26ZM31 170H32V172H31ZM51 170L54 172V174ZM159 170L161 171L160 174H159ZM40 171H42V172H40ZM100 172H101V174H99ZM132 172L135 173V175ZM171 172H172V174H171ZM46 173H47V178H46ZM71 173H72V175H71ZM77 173L81 174V175H78ZM32 174H33V177H31ZM40 174H42V177H40L41 176ZM56 174H57V176H56ZM85 174H87L86 175L87 178L84 177ZM77 175L79 176V178ZM36 176H37V179H36ZM141 177L147 178V179H145L146 183H142ZM100 178H102V179H100ZM52 179H53V187H52V184H50L51 183L50 181H52ZM156 179H158L157 181L159 183H156L157 182ZM197 180L200 183V180L199 179H197ZM98 181H100L101 183ZM126 181H127V183H126ZM198 181H197V183H198ZM147 182H149L148 185L150 188H152V186H153L152 190L151 189L149 190V187H147ZM47 183L50 184L51 186L49 187V185ZM15 184L18 185V183L13 182V188L15 189L14 191L17 192L18 191L17 185H15ZM105 185H106V187H105ZM157 185H159V186H157ZM100 187H101V189H100ZM111 187L116 189V191H114V189H112ZM154 187H156L155 190H154ZM47 189H50V190L47 192ZM107 189H108V191H107ZM111 189H112L113 193L111 192ZM40 190H41V192H39ZM44 190H45V193H44ZM120 192H119V194H121ZM145 192H146V194H145ZM147 192H149V193H147ZM150 192H152V193H150ZM85 193H86V195H85ZM114 194H116L115 198H114ZM117 195H118V198L116 199ZM211 195H210V197L212 200L213 199L217 200V198L214 195H213V197ZM85 197L89 198L88 200H91V201L90 202L88 201V203H86L87 199ZM258 197H259V195H257V198ZM122 198L124 199V201L122 200ZM257 198H254V199H257ZM114 200L117 201L118 203L114 202ZM223 200H225V199H223ZM247 200L248 199H246L245 202L242 200H241L242 201L241 203L239 202L241 204V205L239 204V207L241 206L239 208V211L241 212V214H244V217H246V218H244V217L238 218V216H236V215L234 216L231 213V209H230L231 207L229 208L228 202H227L228 204L227 203L223 204L226 201L223 202L222 199L221 200L218 199L219 202L215 201L214 206L218 205V208H221V210L219 211L220 213L218 212L220 216H216V218L217 217H219V218H217V219L215 218V220H217L216 223H215V221L214 222L212 221V220H214V218L211 219V221H212L211 224H209V220H206V218H201V219L199 218L196 220V222H203V220L205 222L207 221L206 224L204 223L203 225H201V226H205L207 228L202 233V236L188 232L186 229H182L181 235L183 237L181 239H179L178 236H175L176 240H174L175 237H172V239H171L170 238L171 236L169 235L170 230H167L168 234L167 233L166 234L169 235L168 237L170 239L167 236H166V238L163 236L162 237L160 236V238L156 241V245H157V242L161 239L158 243V246H156L154 244V246H152L153 248L151 249V247H150L151 250L149 249V252L150 251L153 252V253L150 252V254L153 255L156 251H157L156 252L157 254L155 253L156 254V255L154 254L155 256L151 255L148 258L149 259L148 262L146 261L147 259L141 260L139 264H147V263L148 264H150V263L151 264H196V263L197 264H199V263L200 264H215L216 263L217 264V262L221 263V262H224L225 260L227 261V253H228L227 251H229V249L231 250L232 247H233L232 249H234L233 251L231 250L232 254H234L233 252H235V253H237L239 251L244 252V250H246L245 255H243V257H250V255H254L255 252L257 254V251H258V255L261 256L263 258V261H264V256H263L264 255V244L260 243V239L264 238V236H263L264 235V202L262 201V199H260V197H259V199H257V201L256 200L253 201V199H252L250 202V200L249 201H247ZM260 201H262L263 204ZM15 202L17 203V200H15ZM77 205H79V206H77ZM260 205H261V207H260ZM262 206H263V209H262ZM113 208H116V207L113 206L111 209H113ZM260 209H261V211H260ZM91 210H93V211H91ZM30 211H32V212H30ZM247 213H250V214H248V216H247ZM252 213L256 214V215H253ZM2 215L3 214L0 211V217H2ZM216 215H218V214H216ZM225 215H227V216H225ZM229 215H231V217ZM249 215H250V218H249ZM15 216H16V218H15ZM25 217L27 218L26 220H24ZM92 217H94V219ZM233 217H235V218H233ZM240 218H243V220L242 219L237 220ZM3 219H5V220H3ZM8 219H10V221ZM17 219L18 220L22 219V221L20 220L21 223H19L20 221L17 222ZM7 220L10 223L7 222ZM12 220L17 225H15ZM2 221H3V223H2ZM4 221H5V223H4ZM11 221H12V223H11ZM93 221H95V222H93ZM79 223H80L81 227H80ZM208 224L210 225V227L208 226ZM7 226L10 227V230L8 229ZM256 226L258 227V229ZM5 227L7 228L6 231L3 230V229H6ZM77 228H79V229H77ZM99 228H100V230L102 229L103 232H102V230L100 231ZM85 229L87 231H85ZM2 230H3V232H2ZM7 231H8V233H6ZM89 232L92 235H90ZM9 233L11 234V236ZM101 233L102 234L104 233L103 234L104 236ZM81 234H82V236H80V241H79L76 238H79L78 236ZM216 234H217V236H216ZM7 235L9 236V238ZM94 235H96V236L94 237ZM219 235H220V237H219ZM187 236H188V239H187ZM74 238H75V240H74ZM163 238H165V239H163ZM18 239H20V240H18ZM101 239H103V240H101ZM201 239L203 241H205V244L210 245L209 246V247H211L210 256H209V258L205 259L204 256L203 255L201 256V254H200L197 256V258L195 260L191 261L190 258L194 257L196 252L198 251V247L200 245ZM24 240L25 241L29 240L30 246H29V244H26L29 247L28 246L25 247L26 246L25 243H28V242L27 241L25 242ZM20 241H23V242H20ZM73 241H74V243H73ZM106 241H107V239H106ZM106 241H104V244H105V247H108L106 245H109V244ZM165 242H167V243H165ZM45 245H47V246H45ZM159 245L160 246L166 245V246L162 247V250H163V248L166 247L164 249L166 251L163 250L164 254L162 251H160L161 248H158ZM228 245L230 247H228ZM33 246L35 249H32ZM189 246H190V248H189ZM10 247H13V248H10ZM17 247H18V249H17ZM236 247L238 250L240 248V250L237 252H236V250H237ZM25 248H27V250ZM154 248H155V250H154ZM156 248L158 250L160 249L159 250L160 252H158V250H156ZM168 248H169V250H168ZM39 249H40V251L43 250L42 253L39 251H38L39 253L37 252V250H39ZM21 250L23 251V253ZM30 250H31V253L29 252ZM182 250H184L183 253H181ZM68 251H69V253H67ZM25 253L26 254L28 253L29 255L27 256V255H25ZM45 253L47 254V256ZM66 253L68 254L67 257H66V255H67ZM33 254L37 256L38 260H37L36 256H33ZM40 254H42V255L44 254L45 256L43 255L44 257H41ZM70 254H71V256L74 254V256H72V261H71L72 263L71 262L66 263V261L71 260ZM89 254H91V256ZM21 255L22 256L25 255V256L22 257ZM88 255H89V257H88ZM97 255L99 256V254H97ZM31 256H33V257H31ZM62 256H64L65 258ZM147 256H149V254ZM26 257H27V259H26ZM40 257L42 258L43 262H40V261H42L41 259H39ZM35 258H36V260H35ZM43 258H45V260ZM67 258H69V259H67ZM83 258L84 259L88 258V259H86L84 261ZM220 258H222V261ZM95 259H97V260H95ZM150 260H151V262H150ZM21 261H23V262H21ZM236 264H238V262H236ZM262 264H264V262H262Z\"/></svg>",
    "mask_w": 264,
    "mask_h": 264
}]
</instances>
